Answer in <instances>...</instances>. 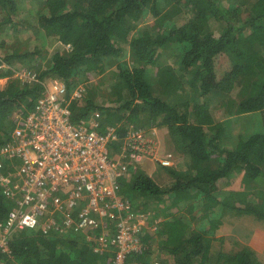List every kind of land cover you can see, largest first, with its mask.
Here are the masks:
<instances>
[{"label":"trees","instance_id":"1","mask_svg":"<svg viewBox=\"0 0 264 264\" xmlns=\"http://www.w3.org/2000/svg\"><path fill=\"white\" fill-rule=\"evenodd\" d=\"M26 1L0 0V80L8 79L0 90V223L16 205L1 178L14 179L22 164L2 149L14 117L31 111L42 92L22 85L15 69L29 65L41 81L60 80L72 92L116 68L109 96L117 106L99 104L91 88L72 102V120L95 121L101 134L113 129V151L129 153L131 133L165 130L187 164L180 174L159 163L156 175L173 177L164 187L138 165L120 180L135 213L163 218L158 232L141 233L147 252L137 264H264L249 246L226 251L217 236L227 216L264 222V191L252 189L264 179V0H29L37 8L26 17L35 25L18 21ZM8 27L61 49L50 58H37L39 47L22 53ZM74 228L13 231L0 264H113V255L96 251L99 233L88 241Z\"/></svg>","mask_w":264,"mask_h":264},{"label":"built area","instance_id":"2","mask_svg":"<svg viewBox=\"0 0 264 264\" xmlns=\"http://www.w3.org/2000/svg\"><path fill=\"white\" fill-rule=\"evenodd\" d=\"M14 77L22 85H41L42 92L31 111L15 116L17 127L2 149L22 164L14 179L1 178L16 205L0 223V252L10 254L8 240L18 229L39 226L47 233L75 227L88 241L99 233L96 251L113 255V264H137L147 252L141 233L158 232L162 222L150 213H135L119 195L118 184L143 160L155 158L153 139L138 130L128 138L131 153L113 151V129L101 134L95 121L89 127L72 120L71 104L84 99V87L69 92L64 82L46 84L32 71H14Z\"/></svg>","mask_w":264,"mask_h":264},{"label":"rangeland","instance_id":"3","mask_svg":"<svg viewBox=\"0 0 264 264\" xmlns=\"http://www.w3.org/2000/svg\"><path fill=\"white\" fill-rule=\"evenodd\" d=\"M224 4H227L223 2ZM34 4V2L27 0L23 4V10H26V12L19 15L18 21L26 22L29 21V24H34L33 16L26 17L27 10L31 8V5ZM37 5H33L31 9H36ZM151 19V18H149ZM27 25V24H26ZM213 31H218L220 28L218 27V24L213 22L211 24ZM12 30V29H11ZM20 32H15L14 35L10 31V27L6 28L5 34H11L13 38V49H20L22 53L26 52H32L34 51L35 47H39L40 55L38 57H42L46 55V52H48L47 56L50 58L53 54L56 53L57 50L61 49L59 43H57L54 39H49L47 45L45 47L43 46V43L41 41H37L36 37L30 35L31 31H27V29L23 30L20 29ZM5 35V39H6ZM10 36V37H11ZM38 39V38H37ZM10 40V39H9ZM128 58V57H126ZM41 60V59H38ZM42 61V60H41ZM37 64V63H36ZM42 65L44 71L46 67H44V62H38L36 66ZM6 65H4L5 67ZM7 67V66H6ZM116 68H112V70H108L107 73L104 75H93L91 77V81L93 82V88L89 87L88 89H94L97 97V101L99 104L103 105L104 107H115L117 105L111 104L110 100L115 99L116 97H110L109 93L112 92L111 87L114 85L113 83L117 82L116 75L112 72L115 71ZM27 71L30 72V66L25 64H20L15 71ZM38 76V74H37ZM15 78V77H14ZM17 79V78H16ZM46 84H49L52 79H44L43 80ZM8 83V79L0 80V90H3ZM21 83V82H20ZM22 84V83H21ZM77 86L84 87V100H86V96L88 94V89L85 83L80 82ZM91 89V90H92ZM90 92V90H89ZM106 95H105V94ZM219 104V102L215 103ZM215 106H213L214 108ZM15 119V117H14ZM13 119V121H14ZM141 130L145 132L146 135L154 136L153 137V143L152 144L157 151V154L155 158H160L161 160H169L170 165L168 166L167 172L174 170L176 172H179L180 174L185 171H187V164L184 157H182L179 152H177L176 145L170 138V135L165 130H158L157 128L153 126L149 127H142ZM156 136V138H155ZM157 160V159H156ZM160 160V161H161ZM138 167V166H137ZM156 169L163 168L158 163L157 166H155ZM163 175L166 178L162 179V182L160 180H155L158 184H160L162 187H164L166 184L170 181H173V177H170L169 174L166 172V170L162 171ZM225 184V183H224ZM253 190H262L264 191V179H260L257 181V184L252 185ZM155 205L151 206L154 207ZM151 217L152 220H159L163 221V218L160 217H153L154 215L152 213ZM222 233L219 234V237L224 239V249L226 251H237L245 246L251 247L257 254L260 260L264 262V222L257 220L255 217L252 216H243V217H233V216H227L225 219V224L223 225V229L221 231ZM155 249V248H154ZM150 260V259H149ZM159 264V263H158Z\"/></svg>","mask_w":264,"mask_h":264},{"label":"crops","instance_id":"4","mask_svg":"<svg viewBox=\"0 0 264 264\" xmlns=\"http://www.w3.org/2000/svg\"><path fill=\"white\" fill-rule=\"evenodd\" d=\"M156 159L155 158L154 159H145L141 163H139L138 166L141 167L143 171L147 172L154 180H157L158 179V181H159L160 179H163V178H166V177L163 175L162 172L160 174V177H158L156 175V172H155L156 168H155V166H157V164L161 160L160 158H156ZM159 169H161V168H158V170ZM222 229H223V226H222V228L217 233V236L218 237H219V234L222 233L221 232Z\"/></svg>","mask_w":264,"mask_h":264},{"label":"clouds","instance_id":"5","mask_svg":"<svg viewBox=\"0 0 264 264\" xmlns=\"http://www.w3.org/2000/svg\"><path fill=\"white\" fill-rule=\"evenodd\" d=\"M162 161H164V160H161V161H159V163H161L162 164ZM167 161H169V160H167ZM170 162V161H169ZM163 165V164H162ZM169 166V165H168ZM168 166H164L163 165V167H168ZM131 174V172H129V174L128 175H130ZM127 175V176H128ZM127 176H124V177H127ZM123 177H121L120 179H119V182H120V180L122 179ZM119 185V184H118ZM119 195H120V192H119Z\"/></svg>","mask_w":264,"mask_h":264}]
</instances>
